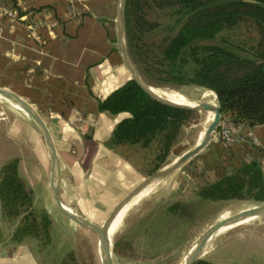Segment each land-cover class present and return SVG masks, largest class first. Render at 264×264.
<instances>
[{
    "label": "crops",
    "instance_id": "crops-1",
    "mask_svg": "<svg viewBox=\"0 0 264 264\" xmlns=\"http://www.w3.org/2000/svg\"><path fill=\"white\" fill-rule=\"evenodd\" d=\"M3 1L13 14L0 9V87L29 102L47 123L58 155L62 201L91 220H103L135 187L133 163L109 141L126 113L99 106L132 78L119 46L120 0ZM224 120L237 139L228 143L220 126L196 164L221 176L256 159L264 172V123ZM13 158L19 159L33 205L47 209L55 225L70 227L74 221L61 215L53 201L51 155L41 127L16 101L0 94V169ZM15 225L0 234V264H60L72 248L65 237L53 238L47 247L33 236L15 240ZM209 260L264 264V224L218 242Z\"/></svg>",
    "mask_w": 264,
    "mask_h": 264
},
{
    "label": "trees",
    "instance_id": "trees-1",
    "mask_svg": "<svg viewBox=\"0 0 264 264\" xmlns=\"http://www.w3.org/2000/svg\"><path fill=\"white\" fill-rule=\"evenodd\" d=\"M152 12L156 17H151ZM125 29L129 52L146 82L213 90L227 121L248 126L264 123V0H127ZM159 31L165 34L156 40L152 35ZM161 96L186 105L195 103L187 95ZM99 106L126 113L109 141L148 146L163 135L164 152L175 139V122L191 114L154 99L134 78L113 90ZM18 165L19 159L13 158L0 169L3 214L22 215L13 238H41L45 233L49 239L52 217L47 209L34 208ZM191 173L205 200L264 201L259 160L252 159L221 176L207 165L195 164ZM190 207V202L177 201L168 209L186 215ZM194 264L215 263L199 258Z\"/></svg>",
    "mask_w": 264,
    "mask_h": 264
},
{
    "label": "rangeland",
    "instance_id": "rangeland-1",
    "mask_svg": "<svg viewBox=\"0 0 264 264\" xmlns=\"http://www.w3.org/2000/svg\"><path fill=\"white\" fill-rule=\"evenodd\" d=\"M12 8L7 2L0 0V9L5 14L12 16ZM156 15V12L151 13L153 18ZM164 34V31H159L152 36L157 40ZM163 87L177 89L200 98L205 90H209L196 85L180 87L166 85ZM206 118L207 112L192 111L187 118L177 120L173 131L175 139L166 152H164L166 145L163 135H160L148 146L141 144L119 145L136 170L132 176L134 186L155 171L158 164L161 167L174 161L200 141L206 129ZM224 119L227 118H222L221 123H224ZM197 159L198 153L187 160L178 170L171 173L174 176L163 190L152 194L125 218L120 230L112 238L115 264H181L192 245L211 224L245 207L264 202L252 199L205 200L201 198L199 195L200 183L191 173ZM177 201L191 203L186 215L169 211V205ZM33 206L36 211L42 209L39 206ZM59 213L64 215L60 211ZM65 217L68 219V216ZM21 218L22 215L10 217L3 214L0 222V234H3L2 229L8 230L12 224H16L15 229L21 222ZM93 221L98 225L103 222V220ZM260 223L264 224V214L221 231L211 239L210 245L203 250L201 258L211 259L213 249L218 242H223L244 228L250 229ZM53 229L54 236H52ZM65 229L66 227L61 222L55 225L52 218L50 238L48 239L45 233H42L41 238L33 237L38 241L39 246L43 247H47L53 238L56 242L65 237L72 248L62 258L60 264H103L100 256L99 237L95 231L76 222Z\"/></svg>",
    "mask_w": 264,
    "mask_h": 264
},
{
    "label": "water",
    "instance_id": "water-1",
    "mask_svg": "<svg viewBox=\"0 0 264 264\" xmlns=\"http://www.w3.org/2000/svg\"><path fill=\"white\" fill-rule=\"evenodd\" d=\"M126 2L127 0H120L119 4V15H118V39H119V46L123 53L125 62L129 67L132 78H134L138 84L154 99L175 107L179 109H185L189 111H199V112H214V117L209 125L206 127L204 134L200 141L196 142L193 147H191L188 151L180 155L174 161H171L153 171L149 174L146 178L140 181L133 189H131L107 214V216L103 219L101 225H98L93 220L85 217L84 215L74 211L72 208L68 207L61 199L59 193V161L58 155L55 147V143L49 127L40 113L26 100L21 98L19 95L15 94L14 92L7 90L5 88L0 87V94L5 95L17 103H19L23 109H25L39 124L41 127L45 139L47 141L50 155H51V164H52V178H51V193L53 197V201L57 209L62 212L63 214L67 215L70 219L74 222L85 226L89 229H92L98 234L99 237V249H100V256L103 264H115L113 260V248L112 242L108 235V225L114 214L119 211L135 194H137L140 190H142L146 185L157 178L166 177L178 168H180L187 160L191 157L199 153L211 140L214 133L217 131V128L221 124L223 114L220 102L218 100L217 105H211L205 101H200L197 105H186V104H179L167 99L160 97L156 94L153 89L152 85L147 83L143 76L141 75L139 69L137 68L136 64L134 63L131 54L129 52L127 43H126V29H125V12H126ZM264 214V202L261 204L253 205L250 207H245L235 213L224 217L217 222L211 224L206 231L197 239V241L192 245L190 248L185 264H194L201 255L203 254V248L212 237V235L219 230L221 227L233 224L238 220H241L248 216L254 215H262ZM3 217V202L0 195V222Z\"/></svg>",
    "mask_w": 264,
    "mask_h": 264
},
{
    "label": "bare ground",
    "instance_id": "bare-ground-1",
    "mask_svg": "<svg viewBox=\"0 0 264 264\" xmlns=\"http://www.w3.org/2000/svg\"><path fill=\"white\" fill-rule=\"evenodd\" d=\"M152 89H153V91L156 94H158V95L160 94L159 95L160 97H162L161 96L162 94H178V95H187L189 97V99H190L189 101L195 102L196 104H198L200 101H205L207 103H210L211 105H217V103H218L217 94L213 90H210V89L209 90H205L203 92L201 98L200 97L193 96V95H189V94H187V93H185L183 91H179L177 89H171V88H167V87H163V86L152 85ZM159 92H165V93H159ZM170 101H172V100H170ZM173 102H176V101H173ZM176 103L183 104L181 102H176ZM213 117H214V112L208 111L207 112V118H206L205 128L212 121ZM173 176L174 175L169 174L166 177H161V178H157V179L153 180L148 185H146L142 190H140L137 194H135L121 209H119V211H117L114 214V216L112 217V219L110 220L109 225H108V235H109V238H110L111 242H112V238L120 230V228H121V226H122L125 218L128 215H130V212L134 208H136L138 205H140L142 202H144L146 199L150 198V196L152 194H154V193H156V192H158L160 190H163V188H165L167 186V184L169 182H171ZM256 217H257V215L248 216V217H245V218H243L241 220H238L237 222H235L233 224H229V225H226V226L221 227L219 230H217L212 235V237L209 239V241L207 242V244L205 245V247L203 248V250L208 245H210L211 239L214 238V236H216L217 234H219L221 231L226 230V229L232 227L235 224H238L240 222H245V221H248V220L253 219V218H256ZM186 257H187V255H186ZM186 257H184V259L181 262V264H185Z\"/></svg>",
    "mask_w": 264,
    "mask_h": 264
},
{
    "label": "built area",
    "instance_id": "built-area-1",
    "mask_svg": "<svg viewBox=\"0 0 264 264\" xmlns=\"http://www.w3.org/2000/svg\"><path fill=\"white\" fill-rule=\"evenodd\" d=\"M220 126H222L221 132L223 134V137L228 143H232L237 139L236 135L232 134L229 128L223 126V122L220 124Z\"/></svg>",
    "mask_w": 264,
    "mask_h": 264
}]
</instances>
